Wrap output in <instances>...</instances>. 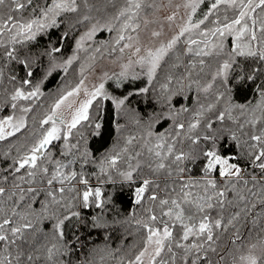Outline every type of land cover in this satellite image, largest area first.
<instances>
[{
    "label": "snow or ice",
    "instance_id": "snow-or-ice-1",
    "mask_svg": "<svg viewBox=\"0 0 264 264\" xmlns=\"http://www.w3.org/2000/svg\"><path fill=\"white\" fill-rule=\"evenodd\" d=\"M163 8L168 14L158 16ZM105 30L116 33L107 55L118 50L127 60L121 71L104 72L90 89L86 73L105 55L95 48L80 65L79 81L42 115H31L38 131L25 150L14 157L11 149L2 153L10 163L0 169V264H58L73 250L66 228L74 219L83 222L81 209L99 210L94 229L110 226L104 213L122 194L117 185H127L142 209L134 219L140 244L127 264H264V0H0V112L9 113L0 118V141L28 128L44 82L57 69L67 74L86 43ZM42 37L48 46L33 53L30 46ZM69 39L74 47L65 57ZM165 66L183 67L178 91L195 85L197 107H169L164 116L172 123L163 131H153L161 116H150L144 133L125 137L97 160L78 126L94 124L98 133L101 101L114 106L118 133L125 127L121 117L134 114L143 124L130 98L147 95ZM142 75L148 86L135 93L116 96L105 89L107 80L114 78L119 88ZM173 79L169 72L160 85L167 105L177 94ZM234 87H251L259 100L233 104ZM210 91L213 99L201 102L200 94L207 100Z\"/></svg>",
    "mask_w": 264,
    "mask_h": 264
},
{
    "label": "trees",
    "instance_id": "trees-1",
    "mask_svg": "<svg viewBox=\"0 0 264 264\" xmlns=\"http://www.w3.org/2000/svg\"><path fill=\"white\" fill-rule=\"evenodd\" d=\"M84 29H81V31ZM59 35V32L56 33ZM116 35L115 32L103 33V35H95L93 41L89 43L85 48L86 51H81L78 54V60L73 63L69 68L67 74L62 70L57 69L53 72V75L49 77L42 85V91L44 95L40 100L35 102V111L33 114H29L28 128L23 130L21 133H17L16 136L10 137L6 141H0V169L7 167L10 161L5 160L2 153L11 149V155L14 157L17 155V149L25 150V146L28 145L35 131H38V124L33 125L31 115L40 116L43 112L51 105V103L59 96L62 90H65L68 86H74L80 79L79 70L80 65L87 62L88 57L92 54L95 48L101 47L105 55L110 50V43L112 38ZM48 37L40 38L39 44H33L30 46L33 53L42 52L44 47L48 46ZM52 43L56 42V36L51 37ZM183 46V45H181ZM20 47V46H17ZM74 47V41L69 39L64 47V56L72 54V48ZM27 51V49H22ZM101 57L98 55V62ZM47 61L45 60V66ZM18 68V66H16ZM171 72L174 76L173 84L170 87L176 92V95L172 96L171 105H167L164 102L163 96L160 92V85L166 83V77ZM183 67L178 69H170L165 66L163 70L158 71L157 79L153 81V86L149 88L147 95H135L133 94L130 98V107L135 109L140 114V117L144 121L143 124H137L132 119V115L124 116L120 118L121 124L125 125L121 132L116 131V114L114 106L110 101H101L102 110L100 112V119L96 121L100 124L98 130L95 129V125L87 126V122H84L83 126H78L80 132L83 133L87 140L90 151L95 154L97 160L102 158L106 153L114 150L120 144L123 143L125 137L129 135H136L139 137L145 132L148 118L150 116L158 115L161 116L162 122L153 123V131H163L167 128L172 121L165 119L164 113L169 107L179 111L181 105L188 106L191 109L197 107V90L195 85L191 90L186 87L184 90L178 91L180 85L177 83V78L183 74ZM20 75H23V71L20 70ZM43 75V69L37 72L36 79H39ZM208 77H205V80ZM127 82V81H126ZM202 83L204 80L201 81ZM259 83V81H257ZM127 86L124 90L118 92L115 91L112 95L122 96L129 92L135 93V90L139 87L148 86L147 80H135L132 83L127 82ZM214 91V90H213ZM190 98V99H189ZM213 99L212 91L207 94V100L205 94H200V101L206 103L208 100ZM259 100L258 93L252 91L251 87H241L236 90L234 87L232 94V103L252 106ZM2 103V101H0ZM95 102L93 109H90L93 115H96ZM106 110V111H104ZM9 114L8 112H0V118ZM234 115H239V109L234 110ZM186 114H182L181 118ZM259 115V112L257 113ZM243 119V117H241ZM79 133H77V138ZM78 167V166H77ZM89 171L95 169V165L89 164L87 166ZM11 180V177L9 178ZM92 184H96L95 178L92 179ZM11 188V183L5 185ZM102 191L111 193L113 186L101 185ZM117 191L122 194L118 196L115 202V206L109 205L108 210L104 213V218L108 220L109 227L107 228H96L92 227V218L97 214L99 210L94 207L89 210L81 209L83 222H78L75 219L68 223L66 228V238L74 245L70 255L58 257L57 261L59 264L60 260H71V264H126V261L130 257H134L135 252L138 250L140 244V237L142 230H138L137 225L134 223V219L142 214V209L139 205L134 203V196L131 189L125 185L122 189L117 185L115 186ZM264 223V221H261ZM244 221L240 222L241 233H245L243 227ZM252 224L249 223V228ZM250 236L255 237L256 233H249ZM80 237V242H76V237ZM41 243H45V236L41 234ZM246 242V241H245ZM222 243H226L225 240ZM125 249L127 253L123 254ZM226 258L230 259V257ZM37 264H45L43 259L39 260Z\"/></svg>",
    "mask_w": 264,
    "mask_h": 264
},
{
    "label": "rangeland",
    "instance_id": "rangeland-1",
    "mask_svg": "<svg viewBox=\"0 0 264 264\" xmlns=\"http://www.w3.org/2000/svg\"><path fill=\"white\" fill-rule=\"evenodd\" d=\"M176 2H179V0H176ZM181 13H183V9L181 10ZM167 14H168L167 8H163L160 12L157 13V15L161 16V17H163L164 15H167ZM152 27H155V26H152ZM107 32L108 31L105 30V33H107ZM103 33H104V31L103 32H97L96 35L97 34L103 35ZM141 36H142L144 43L146 45L150 46L149 35L147 33H142ZM94 37H93V39H94ZM93 39L91 41L87 42L85 46H87L89 43H91L93 41ZM121 63H127V60L120 58V54H119L118 50L116 52H114L111 56H109V55L102 56L101 59L98 62H96L94 69H91L86 73V76L88 77V79L85 81L86 85L91 89L95 84L100 83L101 81H100L99 77L101 75H103L104 72H107L109 75H112L113 73L120 72L121 71V68H120ZM132 70L136 71V72H140V69L138 67H136ZM129 80H130V78H129ZM138 80H144L145 81L146 77H144L142 75L140 77V79H138ZM127 82H129V81H127ZM127 82L125 81L123 85H121L119 88H117L116 87V81L113 78L111 80L105 81V89L108 92H111L112 94H114L115 91L120 92V91L124 90L126 87L128 88ZM130 82L132 83L133 81H130ZM81 96H82V94H81ZM65 117H66V119H70V114L67 110H65ZM127 250L128 249H125L123 254L127 253ZM128 259H127V261H128ZM228 260H230V259L228 258ZM127 261H126V264H127ZM221 264H223V262H221Z\"/></svg>",
    "mask_w": 264,
    "mask_h": 264
}]
</instances>
